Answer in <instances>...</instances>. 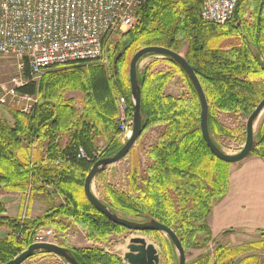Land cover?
Segmentation results:
<instances>
[{"label":"trees","instance_id":"obj_1","mask_svg":"<svg viewBox=\"0 0 264 264\" xmlns=\"http://www.w3.org/2000/svg\"><path fill=\"white\" fill-rule=\"evenodd\" d=\"M181 1L183 7L174 10L173 0H144L135 25L117 34L120 37L113 54L109 49V70L99 64H90L85 71L74 68L79 65L53 69L56 71H47L38 84L24 71L25 84L17 91L37 96L38 103L29 116L11 111L12 125L0 120V193L28 195L29 204L35 201L45 211L34 220L11 219L3 215L5 209L0 204V230L7 231L0 238V264H7L32 245L40 229L58 234L76 226L89 240L125 230L85 200L84 179L97 160H76L74 152L82 148L89 155L97 151L102 139L107 142L102 158L122 148L116 97H124L130 106L127 65L140 49L161 47L180 54L187 45L183 58L209 105L208 131L218 149L214 137L228 132L218 125L215 113L249 115L264 98V0H239L232 19L223 26L200 20L199 0ZM249 12L253 13L252 24L243 25ZM241 32L239 44L222 47L225 40L235 39ZM164 61L182 76L190 95L168 96L164 91L169 76L150 74L148 69L137 71L142 116L138 141L149 130L160 131L145 153L147 162L141 175L131 167L128 187L120 191L108 188L103 204L121 218L155 220L168 227L186 255L212 241L207 220L227 191L230 165L213 157L201 137L200 105L190 81L179 66ZM75 91L84 96L81 110L65 98V93ZM65 134L68 142L62 146ZM256 138L250 156L264 162V122ZM31 145L35 147L32 159ZM57 245L69 250L79 264L121 263L119 258L92 248L74 250L66 244ZM169 245L174 252L168 253L171 259L176 254L171 242ZM218 251L212 261L199 256L194 264H229L226 258L239 254L220 247ZM38 254L47 253L32 257Z\"/></svg>","mask_w":264,"mask_h":264},{"label":"built area","instance_id":"obj_2","mask_svg":"<svg viewBox=\"0 0 264 264\" xmlns=\"http://www.w3.org/2000/svg\"><path fill=\"white\" fill-rule=\"evenodd\" d=\"M199 1L200 20L217 26H223L232 19L239 2ZM143 2L0 0V57L15 60L24 81V71L28 70L34 82L53 69L90 64L107 66L104 58L107 45L118 33L135 25L137 11ZM18 88L7 90L0 86V104L29 116L38 100L36 96L21 94ZM116 105L118 136L124 144L131 134L132 111L122 96L116 97ZM74 153L76 160H90L82 148L75 149ZM52 236L51 230L38 231L33 244L50 243Z\"/></svg>","mask_w":264,"mask_h":264},{"label":"rangeland","instance_id":"obj_3","mask_svg":"<svg viewBox=\"0 0 264 264\" xmlns=\"http://www.w3.org/2000/svg\"><path fill=\"white\" fill-rule=\"evenodd\" d=\"M174 10H178L183 7V3L181 0H173ZM264 11V5L261 8ZM261 12V11H260ZM252 12H249L246 17H244L243 25H251L252 19L250 16ZM256 14V13H254ZM133 27V26H132ZM131 27V28H132ZM131 28L121 32L120 34H124L128 32ZM244 29V26H243ZM243 32L239 36L229 37V40H225L222 43V47L227 49L230 46L239 44L243 37ZM120 36H115L112 41L107 45L104 53V58L107 61V70H109V59H108V51L110 49V53L113 54V49L116 41ZM187 47V45H184ZM183 47V48H184ZM227 47V48H226ZM181 49V56L185 55L186 52H183L184 49ZM180 55V54H179ZM114 56V55H113ZM117 56V55H116ZM183 57V56H182ZM132 58V57H131ZM131 60V59H130ZM127 65V72L129 63ZM89 66V65H88ZM87 65H79L78 67H74L75 69L86 70ZM66 68H72L66 67ZM137 71L142 73L144 70L148 69L150 74H164L169 76V80L165 86V94L168 96H172L174 98H185L190 95V92L184 82L182 76L173 69V67L164 61V58L158 56H150L143 58L137 67ZM65 68H59L56 70H61ZM52 70V71H56ZM41 78L36 80L38 84ZM25 83L23 74L17 70L16 61L11 58L0 57V86L7 88V90L18 88L19 86ZM37 98V96H36ZM66 100H72L73 105L76 109L82 108V100L84 98L83 94L79 91L75 92H67L65 93ZM38 100V99H37ZM208 104V103H207ZM79 107V108H78ZM209 108V105H208ZM12 110L10 107L0 104V120H2L6 125L13 124V117L11 115ZM250 115V114H249ZM249 115H234V114H223V113H215V120L218 125L224 128L228 134H218L214 138L218 144L219 150H221L226 155H236L238 154L245 142V124ZM264 122V110L260 114L258 120L254 126V140L256 141V135L259 131L260 126ZM160 130L152 129L144 133L143 137L135 144V146L131 149L126 158L120 163L109 167L102 175L94 179L92 183V192L95 197L105 203V195L107 193V189H115L117 191L124 190L129 182V172H131V167H136V171L139 175L144 171L146 166V151L148 148L154 143L156 136ZM120 139V138H119ZM97 145V151L90 153L88 157L90 158L88 163L95 162L98 159L102 158V154L106 149L107 142L103 139ZM122 142V140L120 139ZM68 142V137L65 134L61 139V144L64 146ZM123 146V144H122ZM35 148V147H34ZM34 148H30L29 155H34ZM95 160V161H94ZM230 165L231 166H234ZM229 167V169H230ZM60 202V198L58 200ZM28 195L21 196L20 194H3L0 193V204L4 207L5 213L4 216L11 219H21V220H34L41 215H43L45 209L43 206L38 204L37 202H32L33 205L28 210ZM28 211V212H27ZM27 213H29L27 215ZM127 220H131L138 223L148 222L149 220L144 219H131L124 218ZM46 230V229H40ZM51 230V229H49ZM47 231V230H46ZM52 231V230H51ZM53 232V231H52ZM7 234L6 230H0V238H3ZM143 238L147 244L153 245L158 253H159V264H177V256H173L171 259L169 258V254L174 253L173 249H170V242L164 235H153V234H140L135 232H130L127 230L113 232L110 235L106 236H98L96 239L89 240L85 234V232L81 231L79 227L71 226L69 230L65 233H53L52 238L49 239V242L52 244H66L69 248L74 250H83L92 248L94 250L102 251L105 254L114 256L121 260L120 264H126L123 260V255L127 251L126 247L129 244V240L132 238ZM264 240V239H263ZM264 242V241H263ZM233 243L231 242V245ZM259 250H256L255 247L251 250H244V254L249 256H245L244 258H240L237 260V255L228 256L225 262L229 264H233L235 260L238 262L236 264H262V258L259 255H255ZM220 253L218 251V244L212 240L207 246L202 249H190L186 253V264H194L196 259L199 256H208L212 261L215 256ZM255 253V254H254ZM254 254L253 256H250ZM23 264H64V262L49 254H38L34 257H31Z\"/></svg>","mask_w":264,"mask_h":264},{"label":"water","instance_id":"obj_4","mask_svg":"<svg viewBox=\"0 0 264 264\" xmlns=\"http://www.w3.org/2000/svg\"><path fill=\"white\" fill-rule=\"evenodd\" d=\"M153 55L169 59L184 72L190 81L200 105V133L209 152L217 160L233 165L237 164L250 156L254 148V126L260 114L264 110V98L247 118L245 124V142L242 150L236 155H226L219 150L213 143L208 131V104L203 93L202 87L191 66L179 54H175L161 47H146L137 51L131 58L128 67V82L130 90V106L132 111V129L129 138L123 144L122 148L112 156L97 160L88 171L83 183V195L87 203L99 214L105 217L109 222L117 225L127 231L135 233L158 232L166 236L171 242L177 256V264H186V255L184 249L176 234L168 227L158 223L155 220L138 223L119 217L101 201H99L92 192V183L94 179L105 172L109 167L123 161L135 146L142 132L141 116V91L137 80V67L139 62L146 56ZM228 233V232H225ZM127 251L123 255L126 264H159V253L157 249L143 238H132L126 247ZM36 253H47L61 259L65 264H79L69 250L52 243H35L30 245L16 258L7 264H23Z\"/></svg>","mask_w":264,"mask_h":264},{"label":"crops","instance_id":"obj_5","mask_svg":"<svg viewBox=\"0 0 264 264\" xmlns=\"http://www.w3.org/2000/svg\"><path fill=\"white\" fill-rule=\"evenodd\" d=\"M183 49L186 52L187 47ZM32 157L29 155L30 159ZM227 181L224 197L213 206L207 220L212 240L222 249L237 250V260L249 256L244 250L255 247L259 252L254 254L259 255L264 264V162L249 156L230 167ZM32 205L27 203L28 210Z\"/></svg>","mask_w":264,"mask_h":264}]
</instances>
